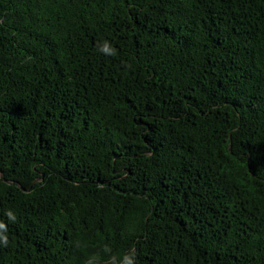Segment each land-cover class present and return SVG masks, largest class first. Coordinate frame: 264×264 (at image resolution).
<instances>
[{
  "label": "trees",
  "instance_id": "trees-1",
  "mask_svg": "<svg viewBox=\"0 0 264 264\" xmlns=\"http://www.w3.org/2000/svg\"><path fill=\"white\" fill-rule=\"evenodd\" d=\"M9 209L0 264H264V0H0Z\"/></svg>",
  "mask_w": 264,
  "mask_h": 264
},
{
  "label": "clouds",
  "instance_id": "clouds-1",
  "mask_svg": "<svg viewBox=\"0 0 264 264\" xmlns=\"http://www.w3.org/2000/svg\"><path fill=\"white\" fill-rule=\"evenodd\" d=\"M97 51L105 56L114 57L117 55V49L108 40L97 42ZM6 220H0V246L7 247L10 243L8 235L9 223H16L17 216L11 209L4 213ZM103 251L105 253H111V248L108 245L104 246ZM137 253L134 248L125 251L122 256L117 257L116 255H109L103 264H136ZM84 264H102L101 257L98 253L91 254L85 259Z\"/></svg>",
  "mask_w": 264,
  "mask_h": 264
}]
</instances>
